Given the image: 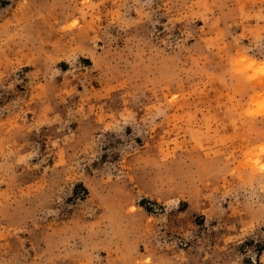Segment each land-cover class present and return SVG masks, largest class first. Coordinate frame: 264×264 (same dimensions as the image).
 I'll list each match as a JSON object with an SVG mask.
<instances>
[{"label":"rangeland","instance_id":"1","mask_svg":"<svg viewBox=\"0 0 264 264\" xmlns=\"http://www.w3.org/2000/svg\"><path fill=\"white\" fill-rule=\"evenodd\" d=\"M261 16L0 0V264H264V119L229 111L207 43L264 59Z\"/></svg>","mask_w":264,"mask_h":264},{"label":"clouds","instance_id":"2","mask_svg":"<svg viewBox=\"0 0 264 264\" xmlns=\"http://www.w3.org/2000/svg\"><path fill=\"white\" fill-rule=\"evenodd\" d=\"M259 18L264 19V16ZM252 34L259 46L261 41H264V28L254 30ZM223 36V31H220L216 36L209 38L207 43L210 48L218 49V54L224 62L223 72L216 78L229 87V111L235 112L237 118L245 123L257 118L264 119V59L249 54V48L239 46V40L235 51H228ZM251 153L264 154V143L252 149ZM254 166L264 172V162L256 160Z\"/></svg>","mask_w":264,"mask_h":264}]
</instances>
